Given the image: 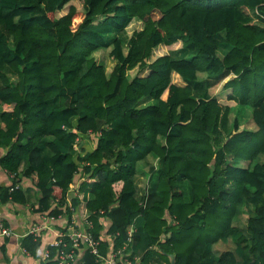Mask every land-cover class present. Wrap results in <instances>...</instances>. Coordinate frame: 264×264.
Listing matches in <instances>:
<instances>
[{"label": "trees", "instance_id": "16d2710c", "mask_svg": "<svg viewBox=\"0 0 264 264\" xmlns=\"http://www.w3.org/2000/svg\"><path fill=\"white\" fill-rule=\"evenodd\" d=\"M73 1L0 0V168L30 178L53 218L79 205L81 168L93 235L107 219L119 248L133 226L140 264H264V0H78L81 16ZM240 107L255 128L230 122ZM21 246L35 257L40 241Z\"/></svg>", "mask_w": 264, "mask_h": 264}, {"label": "crops", "instance_id": "0c3cea01", "mask_svg": "<svg viewBox=\"0 0 264 264\" xmlns=\"http://www.w3.org/2000/svg\"><path fill=\"white\" fill-rule=\"evenodd\" d=\"M79 139H77V141L78 144L80 142V146H83L86 151H92L96 145L97 135L95 133H90L87 137H80ZM87 147L89 149H86ZM5 152L6 150H1L0 156H3ZM140 175L146 180V173L142 175L141 171ZM18 176L19 175L14 176L9 174L0 168V188H19L20 190L25 191L26 196L28 197V202L24 205L12 200H8L7 202L0 201V264H42L41 258L43 254L48 249L49 245L56 239L63 223L59 218H53L48 216L47 213L35 211L37 209V200L40 197V194L30 178H18ZM13 180H15V182ZM2 199L3 195L0 193V200ZM19 199L24 200V196L19 197ZM87 199H89V195L82 199L83 205H85ZM245 217L247 218V216ZM104 221L106 227L101 224L102 228L100 229L98 236H105L106 234L104 230H107L108 232L111 222L107 219ZM34 225L39 227L44 226V228L41 230V237L39 239L40 247L37 251V255L32 257L28 255L21 244L27 237L28 230ZM1 228L7 229L10 234L3 235L1 233ZM105 238L106 237H104L103 240ZM103 245L106 252V246L105 244ZM220 245L226 247L224 250H220V252L228 250L230 247V244L218 242L213 246V250L215 251L216 247L220 249ZM156 249L158 248L156 247ZM84 253L85 250L80 253L79 260ZM171 256L173 255L168 257L169 261H171ZM136 257L139 259L141 258L139 255Z\"/></svg>", "mask_w": 264, "mask_h": 264}, {"label": "built area", "instance_id": "2783aa9c", "mask_svg": "<svg viewBox=\"0 0 264 264\" xmlns=\"http://www.w3.org/2000/svg\"><path fill=\"white\" fill-rule=\"evenodd\" d=\"M78 141L74 145V150L79 152L77 147ZM85 175L81 172V168L78 169L73 179V185L70 188L72 198L79 202V205L74 208L71 206L69 212L67 209L62 208L58 217L62 220V227L64 231H59L56 239L49 245L55 251L53 260L56 264H76L79 260L80 253L85 250L89 252L96 259L98 264H140V259L135 258L131 260L130 245L132 237L136 230L133 226H129L125 230V240L121 247L116 248V240L119 234L111 235L104 230L105 236L97 235V238L93 235V223L88 219V214L85 205L82 203V196L79 188L84 181ZM102 213V212H101ZM52 217V216H51ZM105 219H101V224L104 225ZM44 226H32L28 230V235L32 236L35 241L40 239L41 230ZM3 235H9L10 232L7 229L1 228ZM106 237L104 240L103 238ZM105 244L106 252L102 253L101 246ZM50 252L47 249L41 258V262L50 260Z\"/></svg>", "mask_w": 264, "mask_h": 264}, {"label": "rangeland", "instance_id": "374dc122", "mask_svg": "<svg viewBox=\"0 0 264 264\" xmlns=\"http://www.w3.org/2000/svg\"><path fill=\"white\" fill-rule=\"evenodd\" d=\"M73 6L76 7V9L78 10V15L81 16L82 15V9H81V4L78 0H74L72 2ZM64 12H61L59 15H57L58 17L60 15H63ZM79 22V19H76L75 20V24ZM141 24L139 23H134L133 25L130 26V28L128 29V32L129 34L132 33V31H134L135 29H137L138 27H140ZM179 48V46L177 45H174L172 46L171 48H166V47H159L156 51H155V56H159V55H163V54H167L170 50H174V49H177ZM95 57L97 59V62L98 63H101V64H104L106 67H107V70L110 72L112 70V67L114 65V62L111 61L110 59H108L107 57V53H103V51H99V52H96L95 53ZM137 73V69L136 70H133L132 72H130V77H133L135 76ZM174 81H177L179 82L178 78L174 77ZM218 88L216 89L215 93L217 92ZM223 102V101H222ZM224 103V102H223ZM231 107H233L234 105L230 104ZM235 107V106H234ZM0 110H3L2 108H0ZM229 118H230V122L233 121V119H237L239 120L242 124V126L244 128H248V125H250L249 127H253L255 128L252 120H251V117H250V110L248 108H243V107H240L238 110L236 108H233V110L229 113ZM248 124V125H246ZM86 149H89L88 147ZM146 168H143L140 166V173L142 171V175L144 174V172H146ZM140 180H139V189L140 191H142L145 187V179L143 176L140 175ZM115 193L116 191L113 190ZM82 204V203H81ZM246 217L245 216H242V221L240 222V227H244ZM221 246V245H220ZM226 247L225 246H221L220 249L218 247H216V250L215 252L217 254H219L220 250H224ZM232 249V245L230 244V247L228 248V250H231Z\"/></svg>", "mask_w": 264, "mask_h": 264}, {"label": "water", "instance_id": "95a60500", "mask_svg": "<svg viewBox=\"0 0 264 264\" xmlns=\"http://www.w3.org/2000/svg\"><path fill=\"white\" fill-rule=\"evenodd\" d=\"M170 264H175V260H174V257H173V256H171V261H170ZM250 264H253V262H252V263H250Z\"/></svg>", "mask_w": 264, "mask_h": 264}]
</instances>
